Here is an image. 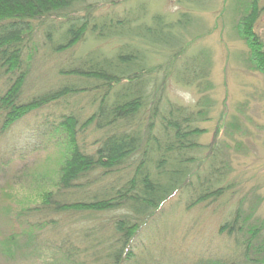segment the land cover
<instances>
[{
  "label": "trees",
  "instance_id": "1",
  "mask_svg": "<svg viewBox=\"0 0 264 264\" xmlns=\"http://www.w3.org/2000/svg\"><path fill=\"white\" fill-rule=\"evenodd\" d=\"M144 1L124 13H98L95 0H0V131L54 105L55 117L44 118L43 136H62L65 151L55 189L41 194V205L19 214L31 226L22 232L23 243L33 241L30 229L56 230L60 218H50L53 213L91 221L77 235L44 239L60 255L55 264L185 263L186 252L173 251L168 240L145 244L141 231L173 197L192 209L211 206L231 190L223 150L200 142V123L211 106L202 95L210 87L206 57L200 51L180 57L188 18L152 14ZM253 12L254 20L255 7ZM35 25L43 29L40 43L34 40ZM111 39L120 43L111 52L97 46L72 50ZM41 50L66 54V60L54 87L25 97ZM165 55L162 63L155 61ZM163 72L166 79L173 75L194 86L199 99L173 100ZM36 216L39 221L28 219ZM250 216L239 210L220 225L219 233L234 241L230 250L199 256L192 264H264V221L252 223ZM19 240L11 234L0 241V254L13 259L23 245Z\"/></svg>",
  "mask_w": 264,
  "mask_h": 264
},
{
  "label": "rangeland",
  "instance_id": "2",
  "mask_svg": "<svg viewBox=\"0 0 264 264\" xmlns=\"http://www.w3.org/2000/svg\"><path fill=\"white\" fill-rule=\"evenodd\" d=\"M135 1L95 0L93 11L124 13L134 7ZM146 1L152 14L162 13L172 19L182 14L188 18L179 56L202 52L209 71L210 87L202 95L211 106L208 118L200 123L204 130L200 142L211 149L221 147L229 165L231 190L225 197L211 206L192 209H187L183 199L173 197L140 233L145 244L168 240L173 251L189 255V261L181 264H192L199 256H219L230 250L234 241L221 235L219 227L234 212L242 210L245 215L251 214L252 223L264 221V68L257 57L258 52L264 55V0ZM254 7L253 20L249 17L254 14ZM55 19L59 21V17ZM42 30L35 25L34 40L38 43L43 38ZM119 45L112 39L99 44L87 41L86 45H77L72 50L86 51L87 47L97 46L111 52ZM52 53L46 55L41 50L37 55L25 86V97L58 82L57 70L67 55ZM166 55L158 56L155 61L162 63ZM164 75L165 72L162 83L173 100L193 104L201 96L194 86L179 83L173 75L167 79ZM48 113L55 117L54 105L32 111L11 128L0 131V241L18 234L19 243L23 244L15 250L13 259L0 254V264H55V258L60 255H55V245L44 243V239H54L57 233L77 235L91 223L90 219L81 217L85 215L66 220L53 213L50 218H60L56 230L55 225H47L44 230L30 229L38 244L35 237L32 242L23 243L22 232L31 226L19 214L41 205V194L55 189L65 152L60 144L62 136L45 133L43 136V122ZM34 217L28 219L40 220Z\"/></svg>",
  "mask_w": 264,
  "mask_h": 264
}]
</instances>
